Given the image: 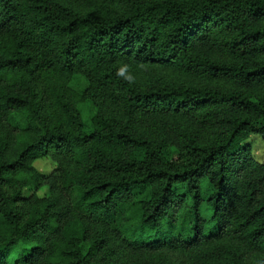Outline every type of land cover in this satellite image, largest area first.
Segmentation results:
<instances>
[{"label": "trees", "instance_id": "obj_1", "mask_svg": "<svg viewBox=\"0 0 264 264\" xmlns=\"http://www.w3.org/2000/svg\"><path fill=\"white\" fill-rule=\"evenodd\" d=\"M151 66L234 87L127 70ZM130 112L164 117L175 146ZM250 135L264 145V0H0V264H264Z\"/></svg>", "mask_w": 264, "mask_h": 264}, {"label": "rangeland", "instance_id": "obj_2", "mask_svg": "<svg viewBox=\"0 0 264 264\" xmlns=\"http://www.w3.org/2000/svg\"><path fill=\"white\" fill-rule=\"evenodd\" d=\"M77 10H81L83 12L87 11V9L81 6H79ZM212 57L216 59H225L228 56L224 51L216 50L212 53ZM127 70L133 76L134 81L142 85L143 84L162 85L168 82H174V83L190 84L195 86L203 85L209 87H227V86L234 87L233 83L228 80L211 78L202 75H188L177 72V70L165 66L136 67L135 69L127 68ZM75 100L77 102V108L83 118H87L96 109V106L93 104V102H85L80 97H78V99ZM121 107L118 104H115L113 113L115 114V111L117 112L116 117L121 115L125 117L124 113H126V109ZM99 110H104V109L101 108ZM130 113H131L130 119L132 123L137 124L140 127L142 126V128L144 129H148V132L151 136H155V134H159L160 137L168 136L170 147L175 146L173 134L170 131L171 124L170 122H166L164 117L159 116L157 114L149 117H144L141 116L139 112H130ZM194 130L197 133L199 139L205 140L207 138V133L203 129L199 127H195ZM248 141L250 143V152L253 155V157L258 161L262 160L264 153L263 142L256 135H250ZM59 164H61V166H64L66 168H69L71 166L70 161L66 158H59L58 165ZM31 165L34 167V169L37 172L51 176H54L57 167L55 161L49 156L36 158L31 162ZM29 191H30L29 194H33L34 198H43L47 195L46 186L40 187L32 192L31 190ZM186 202L187 204H190L189 199ZM199 210L201 215L204 217H207L210 214V209L203 202L200 204Z\"/></svg>", "mask_w": 264, "mask_h": 264}]
</instances>
